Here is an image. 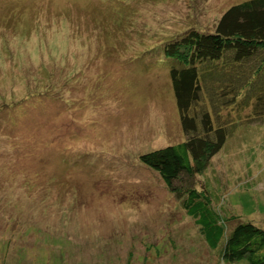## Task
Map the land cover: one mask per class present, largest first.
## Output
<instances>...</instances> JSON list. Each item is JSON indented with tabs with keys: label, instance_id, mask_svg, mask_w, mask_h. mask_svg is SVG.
<instances>
[{
	"label": "rangeland",
	"instance_id": "rangeland-1",
	"mask_svg": "<svg viewBox=\"0 0 264 264\" xmlns=\"http://www.w3.org/2000/svg\"><path fill=\"white\" fill-rule=\"evenodd\" d=\"M242 1L0 0V264H247L140 162L186 140L165 46ZM198 180L227 234L264 230V124Z\"/></svg>",
	"mask_w": 264,
	"mask_h": 264
},
{
	"label": "trees",
	"instance_id": "trees-1",
	"mask_svg": "<svg viewBox=\"0 0 264 264\" xmlns=\"http://www.w3.org/2000/svg\"><path fill=\"white\" fill-rule=\"evenodd\" d=\"M164 51L182 66L170 75L186 140L140 162L160 175L211 249L224 242L225 262L264 264V230L240 223L227 234L198 180L239 124H264V0L232 5L212 30L191 28Z\"/></svg>",
	"mask_w": 264,
	"mask_h": 264
},
{
	"label": "bare ground",
	"instance_id": "bare-ground-1",
	"mask_svg": "<svg viewBox=\"0 0 264 264\" xmlns=\"http://www.w3.org/2000/svg\"><path fill=\"white\" fill-rule=\"evenodd\" d=\"M214 22V21H213Z\"/></svg>",
	"mask_w": 264,
	"mask_h": 264
}]
</instances>
